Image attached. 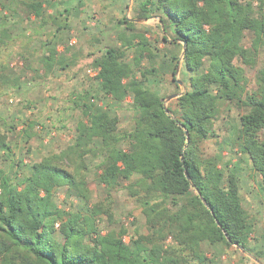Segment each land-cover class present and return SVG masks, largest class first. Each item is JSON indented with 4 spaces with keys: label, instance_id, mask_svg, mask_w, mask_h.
I'll return each instance as SVG.
<instances>
[{
    "label": "trees",
    "instance_id": "obj_1",
    "mask_svg": "<svg viewBox=\"0 0 264 264\" xmlns=\"http://www.w3.org/2000/svg\"><path fill=\"white\" fill-rule=\"evenodd\" d=\"M49 1L33 0L26 7L42 20ZM3 4L0 0L1 10ZM138 12L140 19L157 14L162 40L173 48L164 54L161 70L174 77L185 51L186 91L167 114L163 99L144 85L158 70L157 54L142 36L134 43L122 34L121 47L96 57L92 66L100 92L117 104L131 99L137 114L133 128L122 133L118 115L99 103L98 94L85 91L73 101L81 118L66 150L30 165L5 160L8 170L0 167V264H194L204 259V243L247 251L254 223L241 202L239 166L221 165L218 155L207 157L204 144L215 137L213 125L224 106L246 107L232 142L262 177L264 193V65L258 69L264 54V0H145ZM6 21H0V43L11 38ZM53 24L59 19L54 17ZM119 24L129 30L135 25L127 17ZM245 34L251 36L247 48ZM237 58L257 68L254 90ZM52 60L46 56L44 65L52 67ZM145 61L151 67L144 68ZM206 61L207 72H202ZM8 74L9 68L2 67V83H19ZM0 148L12 151L1 133ZM92 172L105 188L103 200L94 199ZM58 189H65L62 206ZM119 189L140 205L145 234L101 227L103 216L113 221V193Z\"/></svg>",
    "mask_w": 264,
    "mask_h": 264
},
{
    "label": "rangeland",
    "instance_id": "obj_2",
    "mask_svg": "<svg viewBox=\"0 0 264 264\" xmlns=\"http://www.w3.org/2000/svg\"><path fill=\"white\" fill-rule=\"evenodd\" d=\"M2 1L5 8L1 10L0 7V21L7 20L5 26L10 29L11 38L0 43V73L2 67H8L7 76L19 79L15 85H5L0 81V133L6 136L7 145L12 150L0 148V167L5 170L9 167L5 160L30 165L66 150L74 141L76 125L81 118L73 101H78L85 91L98 94L102 99L99 103L103 102L108 110L118 115L122 133L132 130L137 114L131 99L117 104L103 97L100 83L96 80L97 71L92 66L93 60L106 49L123 45L120 40L122 34L135 38L134 43L144 37L157 54L155 67L158 74L147 76L144 85L162 98L166 107L175 109L177 98L168 100V97L181 96L186 91L190 73L183 67V53L174 77L170 71L160 69L167 60L164 54L173 48L162 40L157 14H152L149 19L138 17L140 5L145 0H53L49 1L52 4L42 20L36 19L27 10V4L33 0ZM54 17L59 19V24H53ZM124 17L135 24L130 30L126 29V25L119 24ZM250 42L251 36L245 34L243 46L249 47ZM46 56L53 59L52 67L44 65ZM127 57L131 63L133 55L129 52ZM235 63L245 68L249 88L254 90L257 68L252 70L244 66L240 58ZM263 65L264 54L258 60V69ZM208 66L206 61L202 72H207ZM149 67L145 61L144 68ZM137 75L140 77L139 71ZM247 111L246 107L235 104L224 106L213 125L215 137L204 144L207 157L218 155L221 165L231 162L239 166L241 202L254 223L246 242L247 251L235 245L204 243V259L194 264H256L252 257L264 264L262 177L255 173L250 159L241 154L239 147L232 142L239 127V118ZM30 135L32 137L28 139ZM89 183L94 199L103 200L106 197L105 188L93 172L89 175ZM64 194L65 189H58L57 202L60 206L63 205ZM113 197L114 218L111 223L107 217L101 218L103 230L124 227L130 235L145 234V218L140 205L129 197L125 189L114 192ZM129 238L127 236L125 240Z\"/></svg>",
    "mask_w": 264,
    "mask_h": 264
},
{
    "label": "water",
    "instance_id": "obj_3",
    "mask_svg": "<svg viewBox=\"0 0 264 264\" xmlns=\"http://www.w3.org/2000/svg\"><path fill=\"white\" fill-rule=\"evenodd\" d=\"M185 52V51H184ZM184 52H183V55H184ZM178 71V70H177ZM180 95H174V96H170L168 97V100H171V99H174V98H178ZM165 111L167 114H170L168 108L165 106ZM204 202V201H203Z\"/></svg>",
    "mask_w": 264,
    "mask_h": 264
},
{
    "label": "crops",
    "instance_id": "obj_4",
    "mask_svg": "<svg viewBox=\"0 0 264 264\" xmlns=\"http://www.w3.org/2000/svg\"><path fill=\"white\" fill-rule=\"evenodd\" d=\"M248 255H250V253H248ZM251 256V255H250ZM252 257V256H251ZM252 259V261L254 262V263H256V264H263L260 260H256V259H254L253 257L251 258Z\"/></svg>",
    "mask_w": 264,
    "mask_h": 264
}]
</instances>
